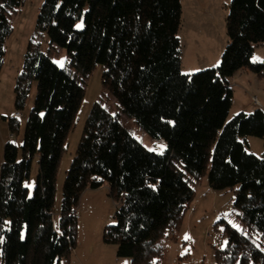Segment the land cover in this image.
Masks as SVG:
<instances>
[{
  "label": "trees",
  "instance_id": "trees-1",
  "mask_svg": "<svg viewBox=\"0 0 264 264\" xmlns=\"http://www.w3.org/2000/svg\"><path fill=\"white\" fill-rule=\"evenodd\" d=\"M23 0H0V69L11 32L9 13ZM180 0H43L35 29L65 51L60 67L29 40L13 88L16 112L24 107L35 76L34 105L19 150L3 146L0 164V264H67L76 244V207L86 188L108 186L117 203L114 223L103 232L129 264H160L165 238L181 224L194 198V180L207 176L215 189L234 190L242 218L264 236V110L228 119L235 72L264 77L252 60L264 45V0H230L227 42L219 63L181 71ZM102 67L101 84L122 113L166 148H146L120 122L118 112L96 100L62 186L59 212L52 206L55 177L66 135L83 96V80ZM5 118V117H3ZM9 127L17 130L16 117ZM247 136L262 140L261 156L247 151ZM38 173L32 194L25 181L33 158ZM173 161L180 163L177 167ZM221 220H223L221 218ZM226 245L216 264H264V248L226 224Z\"/></svg>",
  "mask_w": 264,
  "mask_h": 264
},
{
  "label": "rangeland",
  "instance_id": "rangeland-1",
  "mask_svg": "<svg viewBox=\"0 0 264 264\" xmlns=\"http://www.w3.org/2000/svg\"><path fill=\"white\" fill-rule=\"evenodd\" d=\"M180 1L182 13L178 37L181 38V71L190 74L215 67L227 42L225 18L230 0ZM42 2L43 0H23L15 11L9 13L11 32L5 39L0 69V164L3 146L7 142L15 143L20 158L24 124L36 97L38 76L34 77L24 107L19 110L21 116L16 118L17 130L12 132L8 119L16 112L13 88L22 67L28 41L32 39L39 42L45 54L60 67L65 66L67 62L65 51L49 44L55 23L42 34L35 29ZM201 56L208 58V62H202ZM252 60L264 62L263 44L254 45ZM101 73L102 67L97 65L83 80V96L73 125L66 135L64 150L56 170L52 206L54 215L59 212L66 170L75 153L90 108L96 100L100 99L112 113L118 112L123 126L146 148L155 152H162L166 148L164 140L150 136L132 118L122 113L114 98L105 92L101 84ZM229 83L233 97L228 119L241 111L250 113L257 108L264 110V77L242 69L235 74V78H229ZM255 100L259 103L256 104ZM246 141L248 152L256 156L262 155L263 144L259 137L247 136ZM173 163L181 167L179 162ZM37 173L38 159L35 157L31 163L29 178L24 183L29 194L33 192ZM193 186L194 198L179 227L165 238L160 264H216V252L226 245V224L252 237L259 247L264 248V236L242 218L240 210L234 205L233 189L211 188L206 175L194 180ZM116 208L117 203L109 196L107 184L83 190L76 207V244L67 264H125L130 261L128 257H117L116 245L103 240L105 227L114 223L113 214Z\"/></svg>",
  "mask_w": 264,
  "mask_h": 264
},
{
  "label": "crops",
  "instance_id": "crops-1",
  "mask_svg": "<svg viewBox=\"0 0 264 264\" xmlns=\"http://www.w3.org/2000/svg\"><path fill=\"white\" fill-rule=\"evenodd\" d=\"M179 39L181 40V38H179ZM181 54H182V52H181ZM200 60H202V62H204V63H207L209 59L204 57V56H201ZM240 70H242V69H240ZM237 72H239V70ZM237 72H235V74H237ZM235 74L231 78H235Z\"/></svg>",
  "mask_w": 264,
  "mask_h": 264
},
{
  "label": "built area",
  "instance_id": "built-area-1",
  "mask_svg": "<svg viewBox=\"0 0 264 264\" xmlns=\"http://www.w3.org/2000/svg\"><path fill=\"white\" fill-rule=\"evenodd\" d=\"M255 103L258 104L259 102H258L257 100H255ZM19 116H21V113H20V112H15V113L13 114V117L18 118ZM11 136H12V135H11Z\"/></svg>",
  "mask_w": 264,
  "mask_h": 264
},
{
  "label": "snow or ice",
  "instance_id": "snow-or-ice-1",
  "mask_svg": "<svg viewBox=\"0 0 264 264\" xmlns=\"http://www.w3.org/2000/svg\"><path fill=\"white\" fill-rule=\"evenodd\" d=\"M125 264H129V262H125Z\"/></svg>",
  "mask_w": 264,
  "mask_h": 264
}]
</instances>
